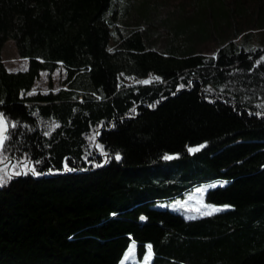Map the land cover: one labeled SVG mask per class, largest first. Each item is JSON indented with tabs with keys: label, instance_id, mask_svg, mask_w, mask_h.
Returning a JSON list of instances; mask_svg holds the SVG:
<instances>
[{
	"label": "trees",
	"instance_id": "trees-1",
	"mask_svg": "<svg viewBox=\"0 0 264 264\" xmlns=\"http://www.w3.org/2000/svg\"><path fill=\"white\" fill-rule=\"evenodd\" d=\"M188 2L160 48L118 20L150 0H0V264H120L131 242L152 264H264V0ZM59 66L63 88L30 93ZM217 181L204 202L229 209L155 205Z\"/></svg>",
	"mask_w": 264,
	"mask_h": 264
},
{
	"label": "rangeland",
	"instance_id": "rangeland-1",
	"mask_svg": "<svg viewBox=\"0 0 264 264\" xmlns=\"http://www.w3.org/2000/svg\"><path fill=\"white\" fill-rule=\"evenodd\" d=\"M134 3H140L145 0H132ZM192 2L188 0H150V11L148 10L144 17L140 15L129 16L128 18L118 19L121 22V26L134 28H150L155 29L154 37L151 39L152 47H162L165 43L164 37H166L164 26L162 21H169V25L175 22L179 15L181 9L184 7V11L190 12ZM145 10V6L143 7ZM143 11V10H142ZM149 21V23H148ZM154 23L151 25L150 22ZM254 37L253 45L259 46L260 43H264V36H262L261 31H253ZM245 34V33H243ZM159 35V36H157ZM161 39H160V38ZM263 39V42H262ZM241 37L237 41H241ZM222 40L218 38H212L211 40L203 41L200 43L199 50L204 54L213 55L218 50L221 45ZM2 58L6 68L10 71H24L29 66V60L20 57L17 51L16 43L13 39H9L5 42L2 48ZM66 69L63 66H59L54 72L49 73L48 71H42L39 79L36 81L31 94L35 93H48L50 91L57 92L63 88V82L66 78ZM155 78L150 76L145 79H134L126 78V84H138V83H150ZM222 182H208L201 184L199 186L193 187L190 191L186 192L184 196L175 198L170 201H159L155 205L160 208H168L174 212L182 214L184 217L193 219L200 218L206 215L217 213L222 210L229 209V205H214L204 202V194L209 187H215L220 185ZM215 210V211H214ZM153 255L151 251L143 257L138 256L137 243L131 242L129 248L127 249L125 255L123 256L120 264H152Z\"/></svg>",
	"mask_w": 264,
	"mask_h": 264
},
{
	"label": "snow or ice",
	"instance_id": "snow-or-ice-1",
	"mask_svg": "<svg viewBox=\"0 0 264 264\" xmlns=\"http://www.w3.org/2000/svg\"><path fill=\"white\" fill-rule=\"evenodd\" d=\"M12 127H15V125H12ZM7 132V126L6 124L0 120V164H5L7 163V158L4 157L3 152L5 150V141L7 139V136L5 135V133ZM198 149H194L193 151H196ZM119 157H117L118 159ZM169 159L171 157H168ZM5 174L7 175V172H5ZM16 175H19V172L15 173ZM8 179H11V176L7 177ZM4 177H0V180H3ZM215 211V210H214ZM151 250V246L149 245V251Z\"/></svg>",
	"mask_w": 264,
	"mask_h": 264
},
{
	"label": "water",
	"instance_id": "water-1",
	"mask_svg": "<svg viewBox=\"0 0 264 264\" xmlns=\"http://www.w3.org/2000/svg\"><path fill=\"white\" fill-rule=\"evenodd\" d=\"M0 120H2L7 126V132L5 133V135H7V133H8V124H7V121L5 120L4 116L1 113H0Z\"/></svg>",
	"mask_w": 264,
	"mask_h": 264
}]
</instances>
